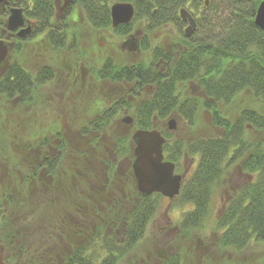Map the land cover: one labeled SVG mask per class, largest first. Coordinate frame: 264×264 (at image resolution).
Instances as JSON below:
<instances>
[{"label": "trees", "instance_id": "1", "mask_svg": "<svg viewBox=\"0 0 264 264\" xmlns=\"http://www.w3.org/2000/svg\"><path fill=\"white\" fill-rule=\"evenodd\" d=\"M66 1V21L59 23L57 0H0V37L10 35L19 46L40 35L57 51L65 49L72 32L67 24L74 22L76 11L92 30L113 37L129 36L139 23L145 37L138 53L119 50L135 58L132 63L119 66L108 56L93 71L97 81L125 85L131 100L105 105L80 122L78 148L62 132L60 121L51 126L42 121H35L41 127L24 125L20 137L24 153H15L18 144L11 143L13 136H0V176L5 177L0 180V248L8 253L5 264L9 260L10 264H119L137 248L161 195L142 197L130 167L125 172L117 168L120 158L133 160L132 133L126 137L110 133L118 113L128 107L134 131L155 129L163 135L165 160L177 171L185 159L197 160L174 198L191 207L175 227L178 238L187 239L211 224L218 250L239 254L251 244L264 248V33L254 24L263 0ZM114 3L133 5L130 24L111 27L109 9ZM10 7H23L25 17L36 24L25 39L5 29ZM182 9L196 17L195 33L204 37L183 36ZM176 23L178 37L169 51L160 41L145 40ZM14 51L19 53L18 47ZM6 62L0 66L4 108L11 102L29 105L37 90L54 80L50 67L33 76L16 64L5 67ZM142 96L147 98L138 102ZM78 110L81 115L88 112L87 107ZM170 118L179 119L185 130L167 131ZM69 122L75 126L78 121ZM182 132L190 139L180 137ZM109 140L111 145L106 144ZM236 168L249 181L232 188ZM222 190L227 196L210 221V203ZM35 222L44 224L37 239L41 250L28 246L35 241L31 230ZM67 249L70 253L65 255ZM180 258L172 253L160 256L155 264H183Z\"/></svg>", "mask_w": 264, "mask_h": 264}, {"label": "rangeland", "instance_id": "2", "mask_svg": "<svg viewBox=\"0 0 264 264\" xmlns=\"http://www.w3.org/2000/svg\"><path fill=\"white\" fill-rule=\"evenodd\" d=\"M66 2L64 3V0H57L55 10L56 20L58 22L60 20L66 21L63 20L65 18L64 12L69 6V3ZM10 8H21L23 15L25 13L23 7ZM72 17L74 22L69 20L67 24L68 30L71 28L72 32L68 34V40L65 44V49L63 50L55 51L51 49L42 41L43 36L40 35L36 36L31 41L20 44L19 46L16 42H12L10 35L0 37V40L6 42L9 46L6 56L7 62L6 65H4L5 67L8 68L11 67L12 64H16L22 66V68L29 73H32L33 76L41 69L50 67L54 76L53 81L37 90L33 101L29 105L19 106L16 102H11L10 104H6V107L4 108L2 106L3 102L0 100V136H3L4 138L6 133L8 134V137L13 136L11 143L18 144L15 149L17 152L15 153H24L25 151V147L21 146L24 145L25 142L20 140V137L24 136V125L36 123L35 121L39 124L42 121L45 125L51 126L52 124L55 125L57 121L58 123L60 121V123H62V132L65 131L64 134L66 137H69V139L74 142L73 147L78 148L82 146L80 144L82 143V140H79L77 137V125L80 122L85 123L86 120H89L105 105L112 102H119L121 99L125 100L126 103L131 100V96L127 95L125 85L97 81L93 71H96L98 67L102 66L101 59L108 56L112 57V60L116 65H130L135 58L126 53L121 55L119 53L120 46L132 36H134L137 41H140L141 39L143 40L145 36L143 35L142 25L136 23L129 36L119 38L115 36L113 37L110 35V32L104 31L101 34V31L92 30L78 11L74 12ZM24 18L25 20L30 21L33 28L35 27L36 24L34 21L25 17V15ZM75 26L78 28L76 29ZM177 28V23L175 25L166 26L165 28L154 32L152 35H149L145 40L148 41V43L160 41L163 49L167 52L170 50H168L170 45L176 43L175 40L179 33ZM204 35L206 34H201V32L198 31L192 33L189 37H192L193 39H201ZM71 46H73V48L70 50ZM17 47L19 53H16L15 51L13 52L14 48ZM68 98H70L68 100L69 105L67 104ZM145 98L147 97L142 96L138 99V102L143 101ZM48 107L52 108V110L49 109L46 111ZM78 107H82L84 110L87 107L88 112H84L83 115H81ZM131 111L132 108L128 107L127 109L124 108V111L118 113L115 118L117 119V122H114L115 126H113L114 130L110 131L111 134L115 133L116 137H126L131 133L133 134L134 129L132 124L122 122L126 117L133 121ZM67 113L70 114L68 117ZM4 114L6 118L4 117ZM76 114L79 115V118H77L78 116H75ZM70 118L78 121L75 126L69 122ZM171 119L174 121L175 130L176 128L181 131L185 130V126L182 125L179 119L170 118L169 120ZM169 120H167V122ZM204 120L206 121V119ZM201 123L203 124L204 122ZM14 124L17 128L14 127ZM38 124L36 125L37 127L40 126ZM165 129H168L167 124ZM182 133L184 136L180 137H183L184 140H187V138L190 139L189 135L185 132ZM110 136L111 135H109V137ZM259 138L260 137L257 139ZM7 143L8 149L14 151L10 143L8 141ZM106 144L111 145V141L109 140ZM132 161L129 162L127 159L120 158L117 160V168L122 170V172H125L128 171L130 167L132 171ZM196 162V158L185 159L183 163H181V170L177 171L175 169V174L180 175L184 182V180L192 174ZM232 174V188H237L249 181V178L246 175L241 174L238 168H236ZM4 178L5 177L1 174V182H3ZM129 184L132 183L129 181ZM226 196V190H222L214 195L210 203V221L214 214L219 212ZM156 207V214L148 223L144 238L137 248L123 258L119 264H155L160 256L165 257L172 253L179 254L183 264H264V248L258 244H251L246 250L239 254L218 250L214 244L215 237L211 234V224H207L206 228L200 233H192L187 239L178 238V232L175 227L191 207L183 205L179 200L173 199L172 201L162 196L157 202ZM54 209L55 207L53 210ZM38 210L40 212V209ZM46 212H49L47 208ZM31 230L33 231L35 241L28 245L29 249L32 250L37 248L41 250V247H39L41 242L38 244L37 239L39 236L38 233L44 230V224L41 222H35ZM48 241L51 242L52 240ZM84 241L85 240L82 241V244ZM44 243H46V241H44ZM53 250L54 248L51 252H53ZM68 253H70V249L66 250L65 255ZM7 255V250L0 248L1 264H5L4 260L7 258ZM153 257H155L154 261H152ZM10 262L11 261L9 260L8 264H10Z\"/></svg>", "mask_w": 264, "mask_h": 264}, {"label": "water", "instance_id": "3", "mask_svg": "<svg viewBox=\"0 0 264 264\" xmlns=\"http://www.w3.org/2000/svg\"><path fill=\"white\" fill-rule=\"evenodd\" d=\"M109 10L112 28L127 25L134 17V7L130 3H114ZM179 18L181 21L188 23L184 34L189 37L196 30L195 20L185 9L179 11ZM254 24L264 33V0L260 2L256 9ZM6 30L12 33L15 32L16 37L20 39L30 35L31 25L29 22L25 24L21 8H11L9 10ZM138 49L139 44L134 36L124 41L120 46L121 51L129 53H135ZM7 53V44L0 40V65L5 60ZM122 122L132 124V120L128 117L124 118ZM167 127L168 131L175 130L172 119L167 122ZM132 142L134 144V159L131 168L138 193L142 197L160 194L164 198L173 200L180 192L183 179L180 175L175 174V165L164 159L163 146L165 138L155 129H138L132 135Z\"/></svg>", "mask_w": 264, "mask_h": 264}, {"label": "flooded vegetation", "instance_id": "4", "mask_svg": "<svg viewBox=\"0 0 264 264\" xmlns=\"http://www.w3.org/2000/svg\"><path fill=\"white\" fill-rule=\"evenodd\" d=\"M195 19H196V17H194ZM180 22H181V32H182V34H183V36L185 35L184 34V30H185V28L187 27V25H188V23L187 22H183V21H181L180 20ZM196 26H197V24H196ZM133 37V36H132ZM190 38V37H189ZM138 44H140V41H138ZM132 54H135V53H132ZM117 84V83H116Z\"/></svg>", "mask_w": 264, "mask_h": 264}]
</instances>
